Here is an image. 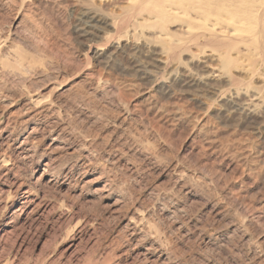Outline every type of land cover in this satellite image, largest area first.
<instances>
[{
  "label": "rangeland",
  "instance_id": "obj_1",
  "mask_svg": "<svg viewBox=\"0 0 264 264\" xmlns=\"http://www.w3.org/2000/svg\"><path fill=\"white\" fill-rule=\"evenodd\" d=\"M7 1L0 264H264V102L246 124L229 100L239 87L264 100L253 25L230 16L243 8L222 0L205 16L156 1L169 11L153 27L106 0L99 14L117 24L83 28ZM218 20L242 37H209ZM176 68L200 80L171 85ZM31 97L49 112H24Z\"/></svg>",
  "mask_w": 264,
  "mask_h": 264
},
{
  "label": "bare ground",
  "instance_id": "obj_2",
  "mask_svg": "<svg viewBox=\"0 0 264 264\" xmlns=\"http://www.w3.org/2000/svg\"><path fill=\"white\" fill-rule=\"evenodd\" d=\"M9 1L14 2L15 5L17 3H20L24 7V9L26 10V14H29L34 18L39 17V15L41 14V11H44V13H45L47 10L48 11L51 10L54 12L56 11L59 14L68 15V18H69V20H71V23H73L77 26L83 27V28H85V26H87L88 24H92L95 27L96 26L98 27L99 25L114 26L115 24H117V23H115V21L110 22L106 17L101 16L99 14V11L108 5V2L106 0H100V1H98V3H96L95 0H9ZM147 1H149V0H125V3L127 5H129V8H131V10L133 12H136V13L138 12L139 14L148 13L149 15H151L150 18L152 21H149V23L153 27H155L158 24V21L160 20L159 18L166 16L168 11H169V9H167V7L164 8V7H161L160 5H156L154 3L156 1L166 2V5L169 6L170 9L181 8L186 13L195 11L197 13H203V15H205V16H207V12H206L207 9L206 8H209L211 6V4H213L215 6L217 4L222 3L221 2L222 0H187V1H183V0H151V2L154 3V5L151 6V5H148L146 3ZM6 2H8V1L6 0ZM224 2H230V3L234 4L235 6H241L243 8V10L241 12L230 13V16L233 19H235L240 25H250V24L253 25L254 34L252 36L253 37L252 39L254 42H256L258 44L257 48L263 54L264 53V0H224ZM52 15H53V13H52ZM54 15H56V14H54ZM32 17L30 19H32ZM48 18H50V17H48ZM204 19H207V17H204ZM33 20H35V19H33ZM40 20L42 22V21H44V18L43 19L40 18L39 21ZM48 20H50V19L45 18V21H46L45 23L50 25L51 22L49 23ZM37 23H40V22H37ZM59 23H61V22H59ZM136 24L142 25L143 23H141V21H139V20H136ZM221 24H222V22H220L219 20L217 22L212 23L206 29V31L209 34L208 36L211 38H213L214 36H216L217 38L221 37V38L226 39V40H228V39H234L235 40V39H239L240 37H242L241 34H239V30L237 28H232L229 25L225 26V25H221ZM2 46L3 45H1V47ZM132 51L133 52H132V54H130L131 55L130 59L133 62H135L137 65L142 64V63L145 64L146 61H145V59L142 60V56L140 54L142 52V49L140 48V46H137V45L134 46ZM2 61H3V59L1 58L0 59V73H2L5 70V66L2 63ZM140 62H142V63H140ZM189 70L190 69H188V70H180L178 68L174 69L172 71L173 78L171 81V85H175V84H178V85L196 84L198 82V80H200V77L195 76V74L192 73V70L191 71H189ZM201 80H202V78H201ZM100 81H102V80H100ZM30 93H33V91ZM62 94H63V92H62ZM229 95H230L229 100L232 101V103H233L232 105H235L238 107L237 111L241 114V116L243 117V120L246 121V124L247 123L251 124L253 121H256L258 119V117L260 115V114L258 115V112H259L258 107H260L261 103L264 102V100L262 99L261 92H256V94L255 93L253 94L251 92V89L239 87V88H235ZM61 96H63V95H61ZM43 99H47V98L44 97ZM48 103H49V101H48ZM24 104H25L23 106V107H25L23 109V111L25 110L24 112H26V111L28 112L29 110L34 111V109H36V110L38 109L40 111L47 113L51 109V105L47 106L46 105L47 103H45V101H42V99H39L36 97H31L29 100L25 101ZM8 105H6V106H8ZM3 107H5V106H3ZM13 111H15V110H13ZM7 118H9V116ZM2 131L3 130H0V134ZM6 142L8 144V141H6ZM22 151H23V149H22ZM22 151L20 152V155L23 158H26L27 151H24V152H22ZM1 153L3 154L5 152L2 151ZM7 154L9 155V153H7ZM10 159H12V158H10ZM10 166H12V165H10ZM2 191H4V190H2ZM1 200H2V198H1ZM126 239H128V238H126ZM152 260H154V259H152ZM143 261H144V259H143ZM154 263H155V260H154Z\"/></svg>",
  "mask_w": 264,
  "mask_h": 264
}]
</instances>
